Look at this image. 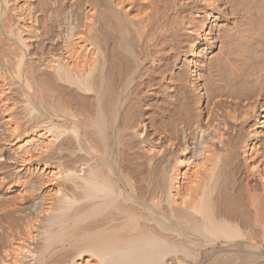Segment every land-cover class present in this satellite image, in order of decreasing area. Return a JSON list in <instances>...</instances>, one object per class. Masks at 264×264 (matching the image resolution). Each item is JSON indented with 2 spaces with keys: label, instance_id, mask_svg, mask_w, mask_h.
Wrapping results in <instances>:
<instances>
[{
  "label": "bare ground",
  "instance_id": "bare-ground-1",
  "mask_svg": "<svg viewBox=\"0 0 264 264\" xmlns=\"http://www.w3.org/2000/svg\"><path fill=\"white\" fill-rule=\"evenodd\" d=\"M0 264H264V0H0Z\"/></svg>",
  "mask_w": 264,
  "mask_h": 264
}]
</instances>
